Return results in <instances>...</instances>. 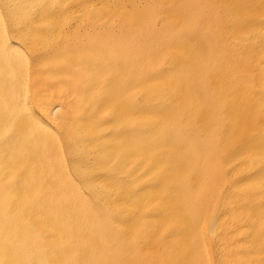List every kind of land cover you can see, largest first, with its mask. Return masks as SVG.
Masks as SVG:
<instances>
[{"label":"bare ground","instance_id":"obj_1","mask_svg":"<svg viewBox=\"0 0 264 264\" xmlns=\"http://www.w3.org/2000/svg\"><path fill=\"white\" fill-rule=\"evenodd\" d=\"M188 24L199 35L187 49L144 46ZM5 39L23 56L6 55ZM262 40L264 0H0V264L258 259ZM170 51L184 61L167 97L145 95ZM162 101L179 136L159 134ZM117 156L136 247L119 239L127 217L103 216Z\"/></svg>","mask_w":264,"mask_h":264},{"label":"snow or ice","instance_id":"obj_2","mask_svg":"<svg viewBox=\"0 0 264 264\" xmlns=\"http://www.w3.org/2000/svg\"><path fill=\"white\" fill-rule=\"evenodd\" d=\"M37 8L44 7L43 5H35ZM53 7H56L53 5ZM34 22V21H30ZM49 28H52V32L48 33L45 39H51L55 32L54 25H48ZM39 30V29H36ZM199 31L197 28L193 27L191 24L186 25L184 28L180 29L179 32L169 35L168 33L161 32L159 30L154 31L151 36L144 41V46L146 48L152 49L154 55H159L164 53L167 49H187L188 46L197 39ZM15 40L14 37L10 38ZM23 39V38H22ZM24 43H28L27 39H24ZM264 43V40H262ZM24 45L21 44L19 47H14L12 43H9V39L4 40V50L7 55L10 52L15 53L19 56H23V52L20 51V48H23ZM26 51V49H25ZM184 61V53L180 51H170L166 57V63L164 66L154 73L149 79L159 80L161 83L150 86L145 90V95L152 94L153 98L155 96L167 97L168 88L166 81L169 78V74L173 73L177 66L182 64ZM103 96H109L110 92L108 88H105L101 93ZM262 95H264V90H262ZM129 103H134V95L130 94L125 98ZM172 109V103L169 102H160L157 106V125L159 129V134L167 137L179 136V132L170 127L166 122L165 117L168 112ZM261 114L264 115V102L261 103L260 108ZM163 125V127H160ZM17 132H13L12 135L15 136ZM253 150L255 154L262 160H264V119L260 122V140L258 144H254ZM113 155H116L115 152ZM111 159V158H110ZM122 164H125L122 157L117 156L116 160L112 162V166L108 169L111 173V178L106 181V205L107 209L103 213V216L108 221L121 220L122 217H127V220H121L124 223V228L120 231L119 239L124 240L129 246L136 247L138 243V237H140L142 232V225L139 217V210H125V206L131 199V195L127 192L125 187V180L123 175ZM126 166V164H125ZM95 181L98 179L97 176L86 177ZM79 179V177H77ZM250 197L261 196L260 207L264 209V180H262L258 185L250 186L249 189ZM205 228H210L215 226L214 219L209 221L205 219L204 221ZM133 234V238L128 240V236ZM261 236H264V212L261 215ZM119 264H155L154 261H149L146 259H138L132 261H122ZM240 264H264V242L259 246V258H253L251 260L244 259Z\"/></svg>","mask_w":264,"mask_h":264}]
</instances>
